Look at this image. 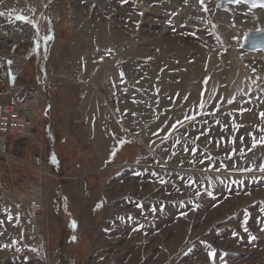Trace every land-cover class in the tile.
Wrapping results in <instances>:
<instances>
[{"label":"rangeland","instance_id":"rangeland-1","mask_svg":"<svg viewBox=\"0 0 264 264\" xmlns=\"http://www.w3.org/2000/svg\"><path fill=\"white\" fill-rule=\"evenodd\" d=\"M14 1L0 8L28 17L35 38L21 63L0 59V101L23 97L34 79L48 86L38 133L11 143L13 158L0 155V193L10 194L0 202V264H264V145L248 136L264 135V51L244 47L251 30L230 41L213 0H28L33 14ZM230 42L259 84L225 82ZM88 43L96 50L82 53ZM97 132L112 140L108 156ZM38 144L42 176L21 165ZM36 186L38 220L26 209Z\"/></svg>","mask_w":264,"mask_h":264},{"label":"built area","instance_id":"built-area-1","mask_svg":"<svg viewBox=\"0 0 264 264\" xmlns=\"http://www.w3.org/2000/svg\"><path fill=\"white\" fill-rule=\"evenodd\" d=\"M25 10V11H24ZM20 13L29 14V10L24 8ZM36 10V8H34ZM33 11V10H32ZM31 11V13H32ZM2 12V11H0ZM4 13V12H3ZM33 14V13H32ZM37 13H35V20ZM35 38V28L32 24L19 20L10 14L0 15V59L9 60L13 58L17 63H21V58L17 55L24 54L31 47ZM23 66L25 62L22 61ZM9 80L11 79L8 77ZM13 87L12 85H10ZM48 84L44 81L34 79L23 97L0 101V155L13 158L9 153L10 144L21 140L34 138L38 133V122L34 115V110L47 100ZM51 87L57 88V83ZM32 158V164H21L24 167L33 168L41 176L47 174L45 169V157L43 146ZM20 162L27 163L19 160ZM34 193L27 199L26 209L30 218L38 220L44 211V199L41 187L36 186Z\"/></svg>","mask_w":264,"mask_h":264},{"label":"bare ground","instance_id":"bare-ground-1","mask_svg":"<svg viewBox=\"0 0 264 264\" xmlns=\"http://www.w3.org/2000/svg\"><path fill=\"white\" fill-rule=\"evenodd\" d=\"M17 1H18L17 2L18 4L25 6V7L22 6L23 8H26L27 10H29L28 8L31 5V3L28 0H17ZM101 1H103V3L106 2L105 0H101ZM213 1H214V2H212L213 3L212 4L213 10L219 12L218 13V19L220 21V25H221L222 29L225 31V33L228 34L227 37H229V40L234 38V37L235 38H239V37L242 38L244 36V34L247 32V30H249V29L251 31H256L259 28H264V9L257 8L258 10H254L251 6H249V5L245 4V3H239L237 5H235V4L234 5H230V8H231L230 11H222L221 9H217V4H218L217 0H213ZM106 4L109 5V2L106 3ZM29 11H30L29 13H31L32 6H31V10H29ZM234 43H231V42L229 43L230 46H229V49H228L229 51H228L227 58L232 60V64H231V67L228 68L229 71H228L227 79L225 80V82H227L229 84V87H230V89L232 91H236L239 88L240 89L248 88L251 84H253L252 81H256V84H259V82H261V81L258 82L257 79H254L252 77V74L246 68H245L246 70H244L243 69L245 67L244 65H240L239 58H238L239 56H237V54H239V53L237 52V49H236V43L235 44ZM90 45L91 44L84 45V46L82 45V47H81L83 49L82 53H85V51H87L88 53L89 52H94V49H95L94 46L93 45L90 46ZM261 60L263 61L261 63H264V58H262ZM182 81H183V79H182ZM184 81L185 82L187 81V77H186V79ZM184 81H183L182 84H185ZM91 103L92 102H90V104ZM85 108H87V106H85ZM89 109H91L90 106H89ZM88 112L91 113L92 111L90 112L88 110L87 113ZM94 114H93V116H94ZM93 116H92V118H93ZM96 116L97 115L94 116L96 120L102 119V116L101 117H96ZM113 135L115 137H117L118 133L114 132ZM106 136L103 137L102 134L97 132V136L94 137V140H95L94 143H96V145L98 147V151L102 154V156H106V155L108 156L109 147H110V144L112 142V140L108 136L107 137Z\"/></svg>","mask_w":264,"mask_h":264},{"label":"snow or ice","instance_id":"snow-or-ice-1","mask_svg":"<svg viewBox=\"0 0 264 264\" xmlns=\"http://www.w3.org/2000/svg\"><path fill=\"white\" fill-rule=\"evenodd\" d=\"M2 2H3V0H0V3H2ZM124 2H127V0H124ZM232 2L237 3V4H239V3H245V4H247V3L250 2L252 8H257V7H259V8H264V0H232ZM201 3H203V0H201ZM205 10H207V9H205ZM0 15H4V13H3V12H0ZM17 19H19V20H27L29 23H33L28 17H25V16H17ZM256 31H257V32H262V33H264V29H257ZM52 38H53V37H51V36H47V37H45L44 39H45V40H50V39H52ZM37 46H38V45H37ZM257 47H258L260 50H264V36H262V37L259 39L258 44H257V43H254V44H253V50H256ZM8 63L11 64V61H9ZM253 71H255V69H253ZM121 76H123V73H122V72H121ZM13 79H15V77H13ZM252 83L255 84L256 81H252ZM185 99H187V97H185ZM235 99H236L235 96H233L231 99H229V100L227 101V103L232 104V103L235 101ZM198 107H199V109H201V110L204 109V108H205V102H204V101H201ZM218 109H219V105H217V110H218ZM240 111H241V112H244V111H250V109H240ZM200 114H202V113H201V112H197V115H200ZM259 115H260V117H261L262 119H264V112H260ZM195 118H196L195 116L185 115L184 120H187V121H194ZM183 123H184L183 120H177L175 124H172V125H171V128H172L173 130H175L176 127H177V125H182ZM216 123H219V121H216ZM234 127H236V128L238 129V127H242V126H235V125H234ZM262 131H264V129H262ZM207 135H208L207 132H203V131H202V132L200 133V136L195 137V140H199V139L201 138V136H207ZM248 136H250V137L252 138V148H255L257 145H264V135H262V136L260 137L259 140H257L256 137H255L252 133H248ZM165 138H167V137H165ZM222 139H223V137H221V140H222ZM239 141L242 143V142L244 141V137H243V136L239 137ZM125 142H126V141H121V144H123V143H125ZM176 142H177V143H180L179 139H178ZM194 142H195V141H194ZM231 142H232L233 144H235V143H236V138L233 137ZM208 143H212V140L209 139V140H208ZM216 146H217V147H220V146H221V141H219V140L216 141ZM251 150H252V149L250 148L249 151H251ZM184 151H189V149H188V148H184ZM190 151H191L192 153H196V152H197V149H196V148H191ZM235 152H236V148H233V149L231 150V153L228 155L227 159L231 160V158H232V154H234ZM240 152H241V154H243V149H240ZM113 155H115V152H113ZM173 155H175V153H173ZM205 159H207V160L209 161L208 168H213V167H214V164H213L214 158L211 157V156H206ZM199 162H200L201 164L204 163L203 160H200ZM220 167L227 168L228 165L225 164V163H223V162H221ZM215 170H216V171H219V168H215ZM239 170L242 171V172H243V171H251V169H247V168H241V169H239ZM261 170H264V165H261ZM188 182H189L190 184L195 183V181H193V180H191V179H189ZM160 183L163 184L164 181L161 179ZM197 195H199V193H197ZM208 195H212V193L209 192ZM11 218H12L11 216L8 217V219H11ZM0 224H3V221H2V220H0ZM245 231H247V229H245ZM73 239H75V238H73ZM209 254L212 255V253H209Z\"/></svg>","mask_w":264,"mask_h":264},{"label":"water","instance_id":"water-1","mask_svg":"<svg viewBox=\"0 0 264 264\" xmlns=\"http://www.w3.org/2000/svg\"><path fill=\"white\" fill-rule=\"evenodd\" d=\"M228 4L229 5H232V4H237V3H234L232 2V0H222L221 3H220V6L222 8H227L228 7ZM249 5H251V3H247ZM264 36V33L262 32H257V31H250L249 35H248V38H247V41L246 43L244 44V47L246 49H248L249 51H260V49L257 47L256 50H253V44L254 43H257L259 42V39ZM264 51V50H262Z\"/></svg>","mask_w":264,"mask_h":264},{"label":"crops","instance_id":"crops-1","mask_svg":"<svg viewBox=\"0 0 264 264\" xmlns=\"http://www.w3.org/2000/svg\"><path fill=\"white\" fill-rule=\"evenodd\" d=\"M5 0H3V2H4ZM8 1V0H7ZM3 2L2 3H0V5L1 4H3ZM9 2H16V1H14V0H9ZM14 4V3H13ZM12 7H14V6H12ZM11 7V4H9V7H8V4H4L1 8H0V11H7L8 9H11L12 8ZM8 13H12V12H8ZM30 48H28V50H29ZM28 50H26V52L24 53V54H19V55H17V57L18 58H23V57H25V56H27V55H29V53H31V52H28ZM28 52V53H27ZM29 58H31V55L30 56H28V59ZM28 59H26V60H28ZM26 65V64H25ZM8 195H10V194H7V193H0V202H7V200H9V198H7V197H10V196H8ZM4 209H6V207H7V205L6 204H4V205H1Z\"/></svg>","mask_w":264,"mask_h":264},{"label":"trees","instance_id":"trees-1","mask_svg":"<svg viewBox=\"0 0 264 264\" xmlns=\"http://www.w3.org/2000/svg\"><path fill=\"white\" fill-rule=\"evenodd\" d=\"M22 140V139H21ZM19 141V140H18Z\"/></svg>","mask_w":264,"mask_h":264}]
</instances>
